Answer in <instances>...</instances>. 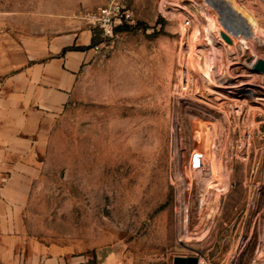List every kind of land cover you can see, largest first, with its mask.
Returning <instances> with one entry per match:
<instances>
[{
    "label": "rangeland",
    "instance_id": "1",
    "mask_svg": "<svg viewBox=\"0 0 264 264\" xmlns=\"http://www.w3.org/2000/svg\"><path fill=\"white\" fill-rule=\"evenodd\" d=\"M186 1L0 0V38L95 33L98 40L31 163L25 219L48 264H173L178 256L264 264V80L246 64L252 57L264 61V37L232 34L238 51L229 56L218 49L212 79L226 76L233 87L203 83L192 37L197 22ZM195 2L213 17L222 13L210 0ZM234 2L264 32V0ZM113 4L125 20L116 28L131 31L107 35L99 26ZM225 115L221 158L229 188L219 198L213 191L204 204L189 172L198 152L193 131Z\"/></svg>",
    "mask_w": 264,
    "mask_h": 264
},
{
    "label": "crops",
    "instance_id": "2",
    "mask_svg": "<svg viewBox=\"0 0 264 264\" xmlns=\"http://www.w3.org/2000/svg\"><path fill=\"white\" fill-rule=\"evenodd\" d=\"M91 40V34L0 38V264H48L25 219L31 163L93 58L92 48L64 49Z\"/></svg>",
    "mask_w": 264,
    "mask_h": 264
},
{
    "label": "bare ground",
    "instance_id": "3",
    "mask_svg": "<svg viewBox=\"0 0 264 264\" xmlns=\"http://www.w3.org/2000/svg\"><path fill=\"white\" fill-rule=\"evenodd\" d=\"M210 2H213L214 4H217L218 6H220L222 8V10L220 9L222 12L220 15L217 14V15H215V17H213L214 14L209 10L210 8L207 5L195 2V0H187L186 3L182 4V5L188 9H192V12H193L194 17H195V22H197V24H195V23L193 24L192 37H193L194 42H195L196 51L198 52V60H197V65L195 67L197 70V74L199 75V78L202 79L203 83H206V84L207 83H215L214 85H217L221 88H227L228 89V88L233 87V86L231 85V82H229V79L226 78V76L225 77L224 76L218 77V79H217L218 81H214L212 79V77L214 76L215 68H216V62H217L218 56H219L218 49H220L222 51H226L229 56H232L234 51L238 49V46H237L236 42L234 41L235 39L232 38V34L239 36L242 33H243V35L245 33L247 36H250L252 38H256L257 36L264 37V32L261 30L258 23L256 22V19L252 15H247V14L240 12V9L236 6L234 0H210ZM220 10H219V12H220ZM207 13L209 14V16L207 15ZM206 15H207V17H206ZM205 22H208V25H205ZM237 31H240L242 33L238 32L239 33L238 34ZM220 32L224 33L229 38V42H224V41L220 40V35H219ZM259 42H260V44L261 43L264 44L263 38L260 39ZM216 43L219 45V48H217L218 46H215ZM202 45H205V46H202ZM208 46H209V49H208ZM191 51H192V47L189 46L186 52L190 53ZM187 55H189V54H187ZM190 58L191 57L189 55V59ZM255 59L256 58L252 57L248 62H246V64L250 65ZM244 66H246V65H244ZM187 69L189 71L192 70L193 72L195 70V69L193 70L192 68H189V67H187L186 70ZM224 75H225V73H224ZM236 78L238 79V77H236ZM187 79H188V77H187ZM217 83H221V84H217ZM209 91H211L214 94L217 93V92L210 90V89H209ZM222 91H224V90H222ZM217 94L219 95V93H217ZM185 95H187V94H185ZM215 96H217V95H215ZM191 104H194V103H191ZM234 105L236 106V104H234ZM195 109H198V108H195ZM201 109L204 112H207L206 108L202 107ZM189 110H190V108H189ZM241 110H242V108L239 109L238 112H242ZM232 112H233V110H232ZM191 116H193V115H191ZM194 120L200 121L198 118H196V116H194ZM228 123H229V118L226 115L224 117V120H221L218 117L210 118L208 121H202L200 123L199 127L193 131L196 143L198 144L197 145L198 146V152L194 156V160H193L192 165H190L189 172H190V175L193 179V185L197 184V183L199 185V192H198L199 198L201 199L202 203H204V204H206L208 202L209 195L213 191L216 192L217 198H219L221 196L222 192L225 193L229 188L230 175L226 171V169L222 163V158H221V153L223 151V139H224V136H225V133L227 130L226 127L228 126ZM130 134H131V129L124 130L122 138L125 140V138H127L128 135H130ZM175 152H176V144H175V139H174V144H173V165H174V167H175V159H176V153ZM193 154H195V153H193ZM230 168H231V165H230ZM173 178L177 184V232H178V238L180 239V218H181L180 217V214H181L180 213V203L181 202H180V197H179L180 187L178 184V178L176 177L175 173L173 174Z\"/></svg>",
    "mask_w": 264,
    "mask_h": 264
},
{
    "label": "built area",
    "instance_id": "4",
    "mask_svg": "<svg viewBox=\"0 0 264 264\" xmlns=\"http://www.w3.org/2000/svg\"><path fill=\"white\" fill-rule=\"evenodd\" d=\"M124 20V13L121 12V7L118 4H113L112 6L104 9L102 11L101 17L98 19L99 26L103 28L105 34L112 35L116 24H122ZM125 21V20H124ZM186 25L190 26V20H187ZM98 46L95 49L98 50Z\"/></svg>",
    "mask_w": 264,
    "mask_h": 264
},
{
    "label": "water",
    "instance_id": "5",
    "mask_svg": "<svg viewBox=\"0 0 264 264\" xmlns=\"http://www.w3.org/2000/svg\"><path fill=\"white\" fill-rule=\"evenodd\" d=\"M219 35H220V40L224 42H229V38L224 33L220 32ZM249 68L255 72L260 73L264 80V61L262 59L256 58L250 64ZM173 264H207V263L201 262L199 257L197 256H189V257L178 256L174 258Z\"/></svg>",
    "mask_w": 264,
    "mask_h": 264
},
{
    "label": "trees",
    "instance_id": "6",
    "mask_svg": "<svg viewBox=\"0 0 264 264\" xmlns=\"http://www.w3.org/2000/svg\"><path fill=\"white\" fill-rule=\"evenodd\" d=\"M116 31L117 32H128V31H131V29L128 26L122 25V26L117 27ZM93 34L94 35L92 37L90 46H88V47L72 46V47H69L68 49H64V51H66V50L84 51V50H87L89 48H92L93 46H95L98 43V40L96 39L95 33H93Z\"/></svg>",
    "mask_w": 264,
    "mask_h": 264
}]
</instances>
